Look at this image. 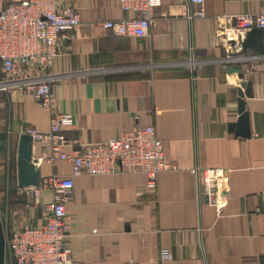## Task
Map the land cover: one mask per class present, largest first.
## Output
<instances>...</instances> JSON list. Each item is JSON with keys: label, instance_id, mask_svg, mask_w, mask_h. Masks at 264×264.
I'll use <instances>...</instances> for the list:
<instances>
[{"label": "crops", "instance_id": "obj_1", "mask_svg": "<svg viewBox=\"0 0 264 264\" xmlns=\"http://www.w3.org/2000/svg\"><path fill=\"white\" fill-rule=\"evenodd\" d=\"M55 1L80 18L60 34L47 71L57 110L72 116L62 129L64 150L152 125L172 164L152 190L132 167L73 175L70 162L48 159V141L33 142L39 185L53 175L73 181L65 203L73 262L264 264V48L256 47L255 28L246 30L237 60L229 62L234 40L218 37L232 15L264 12V0H159L148 38L102 26L128 16L118 0ZM231 65L241 67L242 78L227 70ZM242 80L250 90L243 96L248 137L239 133ZM0 104L17 135L15 153L26 128L49 131V111L23 88H9ZM195 167L227 178L221 211L198 192ZM11 187L8 229L44 224L52 187L38 186L37 195L15 190L16 180Z\"/></svg>", "mask_w": 264, "mask_h": 264}, {"label": "built area", "instance_id": "obj_2", "mask_svg": "<svg viewBox=\"0 0 264 264\" xmlns=\"http://www.w3.org/2000/svg\"><path fill=\"white\" fill-rule=\"evenodd\" d=\"M202 3L203 0H187ZM122 11L128 14L118 20L101 22L104 28L117 35L148 38L151 17L159 0H118ZM198 15L202 12L198 11ZM233 24L218 31L222 42L234 40L233 51H240L243 32L252 28L263 31L264 12L239 13L231 16ZM80 21L75 10L61 12L55 0H0V89L8 91L20 87L29 92L38 104L50 114L47 133L26 128L32 141L50 143L49 160H66L72 164V174L103 175L119 168L132 167L146 176V187L155 190L160 172L172 167L166 158L162 142L152 125L135 126L102 142L81 144L68 153L62 129L72 125V116L57 110L51 92L52 77L47 73L57 55L60 34L74 28ZM232 50V49H231ZM198 192H202L219 212L226 205L223 191L227 178L221 170L194 168ZM17 185V184H16ZM40 187H52V201L45 206L46 220L41 226L9 230L2 223L5 239V264H75L66 246L65 203L73 186L70 177L53 175ZM37 187L30 189L38 194Z\"/></svg>", "mask_w": 264, "mask_h": 264}, {"label": "water", "instance_id": "obj_3", "mask_svg": "<svg viewBox=\"0 0 264 264\" xmlns=\"http://www.w3.org/2000/svg\"><path fill=\"white\" fill-rule=\"evenodd\" d=\"M252 34L256 36V47L264 48L263 43V31L261 29L255 28L252 31ZM232 44H234L232 42ZM241 50V49H240ZM237 53H231L226 61H235L238 57ZM240 61L242 59H239ZM228 71L232 70L238 73L239 77L242 78L243 74L241 72L240 66H228ZM241 87L243 89L241 93V98L239 101V125L243 130H240V135L243 137H248L250 135L249 129L247 127V113L244 111V100L243 96H249L250 90L247 87L245 81H241ZM32 138L29 134L21 133L18 138L17 144V157H16V183L18 187L28 188V187H37L39 185L40 170L35 165V159L32 156ZM208 200V197L205 196ZM5 261V239L2 228V222L0 219V264H4Z\"/></svg>", "mask_w": 264, "mask_h": 264}, {"label": "rangeland", "instance_id": "obj_4", "mask_svg": "<svg viewBox=\"0 0 264 264\" xmlns=\"http://www.w3.org/2000/svg\"><path fill=\"white\" fill-rule=\"evenodd\" d=\"M2 77L3 74L0 71V79ZM4 92L7 91L0 89L1 103L4 99ZM9 120V112L6 104H0V219L3 224H6L5 216L10 206L8 195L12 190L11 186L16 180L15 162L17 152L15 153V143L17 135L12 132Z\"/></svg>", "mask_w": 264, "mask_h": 264}]
</instances>
